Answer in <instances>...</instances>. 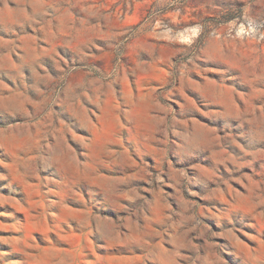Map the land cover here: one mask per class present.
<instances>
[{
    "label": "rangeland",
    "instance_id": "374dc122",
    "mask_svg": "<svg viewBox=\"0 0 264 264\" xmlns=\"http://www.w3.org/2000/svg\"><path fill=\"white\" fill-rule=\"evenodd\" d=\"M0 264H264V0H0Z\"/></svg>",
    "mask_w": 264,
    "mask_h": 264
},
{
    "label": "built area",
    "instance_id": "2783aa9c",
    "mask_svg": "<svg viewBox=\"0 0 264 264\" xmlns=\"http://www.w3.org/2000/svg\"><path fill=\"white\" fill-rule=\"evenodd\" d=\"M236 28L241 30L245 34H257L261 32L262 24L256 23L251 20H243L236 25ZM262 36V34H261Z\"/></svg>",
    "mask_w": 264,
    "mask_h": 264
}]
</instances>
